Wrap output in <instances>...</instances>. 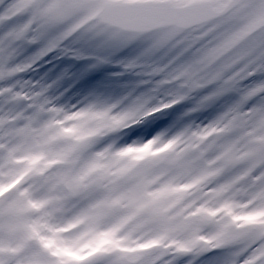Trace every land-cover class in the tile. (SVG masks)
<instances>
[{
  "label": "snow or ice",
  "instance_id": "6c2138e0",
  "mask_svg": "<svg viewBox=\"0 0 264 264\" xmlns=\"http://www.w3.org/2000/svg\"><path fill=\"white\" fill-rule=\"evenodd\" d=\"M0 264H264V0H0Z\"/></svg>",
  "mask_w": 264,
  "mask_h": 264
},
{
  "label": "rangeland",
  "instance_id": "374dc122",
  "mask_svg": "<svg viewBox=\"0 0 264 264\" xmlns=\"http://www.w3.org/2000/svg\"><path fill=\"white\" fill-rule=\"evenodd\" d=\"M124 55L123 52L119 53L112 58L113 62L96 67H88L90 62L86 61L61 59L56 71L68 67L71 75L61 84V90L66 88L67 91L58 102L65 105L73 104L90 93H95L102 98L115 97L121 94L135 80V77L128 73L118 75L121 73V68L115 61L122 59ZM115 69L116 72L112 71Z\"/></svg>",
  "mask_w": 264,
  "mask_h": 264
},
{
  "label": "trees",
  "instance_id": "16d2710c",
  "mask_svg": "<svg viewBox=\"0 0 264 264\" xmlns=\"http://www.w3.org/2000/svg\"><path fill=\"white\" fill-rule=\"evenodd\" d=\"M112 71L116 72V69L115 70H112Z\"/></svg>",
  "mask_w": 264,
  "mask_h": 264
}]
</instances>
